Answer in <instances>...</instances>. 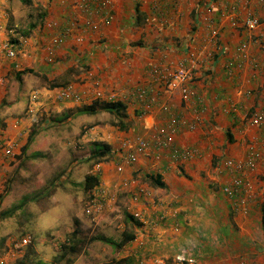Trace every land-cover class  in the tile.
<instances>
[{
  "label": "crops",
  "instance_id": "obj_1",
  "mask_svg": "<svg viewBox=\"0 0 264 264\" xmlns=\"http://www.w3.org/2000/svg\"><path fill=\"white\" fill-rule=\"evenodd\" d=\"M65 1L59 7L53 0L26 1L28 8L40 3L46 15L39 22L35 14L25 18L24 30L15 22L16 10L24 9L18 0H0V174L8 161L4 148L26 144L37 120L49 124L85 111L91 120L78 134L111 151L92 173L98 186L124 193V224L135 229L130 242L136 248L121 255L128 264H176L178 253L193 264H264L263 4L168 0L160 2L163 13H155L152 0H110L106 21L100 18L98 29L86 32L83 13L71 5L80 0ZM252 15L259 24L246 29L242 20ZM75 17L81 28H68ZM51 19L58 26L48 29ZM11 23L27 33L14 29L9 35ZM6 43L16 51L13 57L6 55ZM49 44L52 59L44 49ZM150 64H189L192 76L161 91L149 79ZM67 82L80 92L79 101L55 102ZM135 86L147 88L145 100L129 94ZM26 87L31 93L21 106ZM93 90L102 96L93 99ZM35 92L39 100L30 103ZM48 106L57 111L49 113L52 121L44 117L49 109L36 115ZM254 113L263 114L258 126L250 124ZM136 137L147 144L141 152H135ZM250 150L260 155L251 168ZM132 212L139 213L137 227L127 225Z\"/></svg>",
  "mask_w": 264,
  "mask_h": 264
},
{
  "label": "rangeland",
  "instance_id": "obj_2",
  "mask_svg": "<svg viewBox=\"0 0 264 264\" xmlns=\"http://www.w3.org/2000/svg\"><path fill=\"white\" fill-rule=\"evenodd\" d=\"M41 1L45 4L52 2V0ZM41 1L38 0V2ZM53 1L58 7L63 4L67 5L65 0ZM161 1L167 2L168 0L151 1L150 8L153 12L163 13ZM78 2L86 10V12H82V28L77 26L80 19L75 17L71 20L72 27L70 29L81 28L86 32L88 30H97L99 19L102 18L106 21V17L109 15L108 12L112 7L111 1L106 0V8L102 10V13L99 10L93 13L90 9V3L84 2V0L71 2V5H75ZM16 4L24 8L16 10V26L25 30L24 25L29 19L27 21L24 19L32 14L37 15L36 22L44 20L46 14L43 13L40 3H38V7L30 6L29 8L26 0H20V2L18 0ZM27 8L28 12L25 14ZM40 14H42L41 18L39 17ZM89 15L93 20V28L91 25L84 27ZM45 24L48 29L58 26L56 19H51ZM10 26L9 35L13 34L14 29H18V32L23 31L12 25V23ZM67 32H65V35ZM56 36L58 42L59 35ZM48 58L52 59L50 56ZM157 65L166 67L160 64ZM188 66L189 64L178 65L173 69L166 68L169 71H174L179 67L186 68ZM192 71L193 69L191 68ZM161 84L159 88L163 91ZM72 85L74 83L67 82L60 88L66 86L72 88ZM74 88L72 92L78 96V100L74 102H78V93L80 92L75 86ZM30 89L24 88L18 98L21 106H27L28 96L31 93ZM140 89H145L147 96V88L135 86L129 92L133 99L138 101L145 100V98L139 100L135 96ZM56 95L54 97L55 102L71 100V98L60 99L58 91ZM93 96L100 98L102 94L99 90H93L91 97L93 98ZM31 100L30 103L37 102L39 95L32 93ZM44 109L50 110L47 115L44 114L45 119L52 121L53 117L49 113L57 112L52 106L42 107L36 112V115H41L47 111H44ZM27 111H29V108H27ZM89 120H91V117L85 111L74 116L60 118L49 124L45 122L39 124V120H37L30 128L31 130L28 131V133L31 131L28 135L30 141L26 140L25 148L21 143L16 144L15 147L12 144L6 154L8 155V161L6 158H2L7 166L5 168L2 167V174H0V264H62L65 259H60L59 255L63 250L58 247L68 241L71 231L75 229H78L75 234V242L77 241V244L80 245V250L78 249L79 251L77 250L78 252L75 254L65 251L66 257L73 258L71 264H109L111 259L121 257L124 251L136 248V241L124 244L120 250L115 249L111 243L107 242V240H118L121 231L126 228L122 212V209L127 207V204L123 203L124 193L105 187V190L113 192L112 194L115 196L112 204L104 208L102 213L96 218H91L84 213V206L88 198L83 193L79 182L86 173H92L95 162L94 159L87 158L90 150L89 143H87L88 141H83L85 140L84 137L78 134L77 130L80 129L84 122ZM251 124L258 126L259 123ZM1 153L4 154L3 152ZM259 157L260 155L255 159L254 163ZM139 192L142 193V191ZM135 199L133 197V200ZM127 225L130 227L129 224ZM23 235L30 236V243L17 251L11 252L8 245L9 241L18 239ZM93 237H97V239H93ZM80 240L82 241L80 242ZM173 262L175 263L174 258Z\"/></svg>",
  "mask_w": 264,
  "mask_h": 264
},
{
  "label": "built area",
  "instance_id": "obj_3",
  "mask_svg": "<svg viewBox=\"0 0 264 264\" xmlns=\"http://www.w3.org/2000/svg\"><path fill=\"white\" fill-rule=\"evenodd\" d=\"M104 1V2H103ZM84 0V2H89L90 4V9L91 12L96 13L98 10L102 13V10L104 8H102L103 6H106L107 2L106 0ZM259 2H261L264 6V0H258ZM77 7V9L80 12H86V10L83 9V5L80 4V2H78L77 4L74 5V7ZM87 22L84 23V27H87L88 25H91V27H94V24H92L93 20L92 18L89 16ZM243 26L246 29H253L255 28L258 24H259V20L256 16L252 15V16H247L246 18H244V20L242 21ZM55 25V23H54ZM68 28L72 27V22H70L68 24ZM19 42L17 43L16 47L19 49L22 45V41L21 38H19ZM62 39L61 36H58V42ZM24 42V39H22ZM55 42V40H53ZM243 46L241 45L237 51H242L243 50ZM4 49H5V53L7 56L9 57H13L15 55V52L13 50H11L7 43L4 45ZM45 51L48 54V57L51 55V51H52V47L51 45H47L45 46ZM147 74L149 76V79L151 80V82H153L154 84H157L158 86H162L163 90H170L174 87V85L176 83L179 82H183L188 80L191 77V65H189L188 67H179L174 71H169L166 67H162L159 66L157 64H150L148 66L147 69ZM71 87L66 86L63 88H60L58 90V97L60 99L63 98H71V100L73 101H77L78 100V96L77 94L72 92ZM35 94V93H34ZM97 95H99V93H97ZM57 96V95H56ZM136 98L137 99H144L146 96V91L145 89H140L137 91L136 93ZM107 98L109 100L113 99V94H110L107 96ZM262 114L261 113H254L251 115L250 118V124L251 123H260L262 120ZM260 121V122H259ZM176 121L174 119L170 120L167 124V127L170 128L173 127L175 125ZM12 144H9L6 148H4V153L7 154L9 152V148L11 147ZM146 142L143 138L140 137H136L135 138V152H141L145 146H146ZM185 154H188L187 152H185ZM127 159L130 161H133L135 159L134 154L133 153H129L126 155ZM259 156V153H257V151L254 152V150H250L249 152V157L246 161V166L247 167H252L253 163L255 161V159ZM117 170H120V168L118 167ZM238 183V181H233V184L236 185ZM224 191L227 194H231L229 193L228 188H224ZM113 192L105 190L104 188H102L101 186H96L94 187V189L91 191L90 197L88 198L85 206H84V213L88 216H90L91 218H96L97 216H99L102 211L104 210V208H107L110 204H112V202L114 201V194H112ZM136 197H134L135 199ZM131 215L136 218L137 220L139 219V213L137 212H132ZM31 241V238L29 235H23L20 236L18 239H11L8 243L10 251H17L20 248H22L23 246H26L27 244H29ZM174 260L176 263L178 264H191L194 262V259L190 256H185L183 253H178L175 257ZM238 264H243L242 262H239Z\"/></svg>",
  "mask_w": 264,
  "mask_h": 264
},
{
  "label": "trees",
  "instance_id": "obj_4",
  "mask_svg": "<svg viewBox=\"0 0 264 264\" xmlns=\"http://www.w3.org/2000/svg\"><path fill=\"white\" fill-rule=\"evenodd\" d=\"M30 5H31V0H26ZM42 14L39 15L41 18ZM37 23L34 22L33 24L30 25L28 31L35 27ZM24 32V31H23ZM27 32L25 31L24 34ZM112 102V101H111ZM111 104V103H110ZM28 141L30 139L28 138ZM90 150L88 154V158L94 159L95 163H99V161H105L108 159V157L111 154L110 147L108 144L100 141H91L90 143ZM79 184L82 186V191L86 197H90V191L94 189V187L98 186V177L97 175L93 173H86L82 180H80ZM131 219L129 220V225L133 223L134 227H137L139 225V222L137 221L136 218H134L132 215L129 216ZM78 229L72 230L69 237L68 241L66 243H62L59 245L58 248H61L63 251L60 253L59 258L60 259H65V261L62 264H71L73 261V258L71 257H66V250L67 252H70L72 254L77 253L80 249V245L77 244V241L75 242V234L77 233ZM76 231V232H75ZM135 233L131 231V229L124 228L121 231V235L118 240L114 239L112 241L107 240V242L111 243L112 247L115 249H120L124 244L130 242L132 239H134ZM92 239V238H91ZM93 239H97V237H93ZM82 240H80L81 242ZM79 249V250H78ZM78 250V251H77ZM109 264H128L127 260L125 257H116L111 259Z\"/></svg>",
  "mask_w": 264,
  "mask_h": 264
},
{
  "label": "bare ground",
  "instance_id": "obj_5",
  "mask_svg": "<svg viewBox=\"0 0 264 264\" xmlns=\"http://www.w3.org/2000/svg\"><path fill=\"white\" fill-rule=\"evenodd\" d=\"M73 88V87H72ZM74 89V88H73ZM35 94H37V93H35ZM67 100H69V99H67Z\"/></svg>",
  "mask_w": 264,
  "mask_h": 264
},
{
  "label": "clouds",
  "instance_id": "obj_6",
  "mask_svg": "<svg viewBox=\"0 0 264 264\" xmlns=\"http://www.w3.org/2000/svg\"><path fill=\"white\" fill-rule=\"evenodd\" d=\"M21 39H23L22 37H21ZM10 48V47H9Z\"/></svg>",
  "mask_w": 264,
  "mask_h": 264
}]
</instances>
